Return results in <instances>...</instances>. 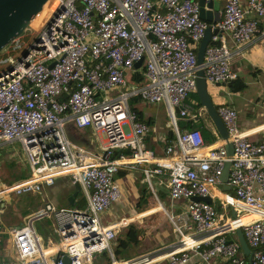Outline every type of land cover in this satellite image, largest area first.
Returning a JSON list of instances; mask_svg holds the SVG:
<instances>
[{
    "label": "built area",
    "instance_id": "1",
    "mask_svg": "<svg viewBox=\"0 0 264 264\" xmlns=\"http://www.w3.org/2000/svg\"><path fill=\"white\" fill-rule=\"evenodd\" d=\"M40 10L32 17L41 13L30 38L28 24L0 48V143L16 141L30 171L14 184H0V195L37 191L65 174L78 183L84 204L54 206L45 199L9 229L13 254L0 264H65L62 254L67 264H93L92 254L101 250L109 264L148 262V253L116 261L111 252L110 242L129 216L107 223L100 218L119 196L113 174L137 165L149 184L151 175H163L169 200L183 201L177 210L164 209L177 234L163 253L164 264H187L191 253L200 262L219 256L222 264H244L238 241L227 236L236 228L250 249L249 264H264V128H239L236 109L218 103L231 143L226 154L224 140L206 145L199 128L178 130L175 124L176 113L202 120L206 114L202 104L183 103L195 89L198 69L212 84L236 76L230 58L258 30L264 0H224L219 18L209 23L199 17L197 0H46ZM207 26L214 32L197 63ZM222 33L237 46H227ZM141 57L143 78L128 80ZM115 87L121 89L108 92ZM132 96L165 103L173 137L162 154L145 146L148 125L129 107ZM66 123L101 132V152L76 150ZM210 131L218 138L213 126ZM225 161L227 190L219 180ZM197 195L211 202L190 199ZM42 218L51 220L57 234L49 247L40 244L33 226Z\"/></svg>",
    "mask_w": 264,
    "mask_h": 264
},
{
    "label": "crops",
    "instance_id": "2",
    "mask_svg": "<svg viewBox=\"0 0 264 264\" xmlns=\"http://www.w3.org/2000/svg\"><path fill=\"white\" fill-rule=\"evenodd\" d=\"M243 2L244 0H240ZM224 0H216L214 3L215 10L217 12V18L220 16L221 8L223 5ZM212 22V21H211ZM264 18L258 20V30L254 32L250 38L245 41L244 43L238 44L237 47L239 53H235L230 58V67L236 73V78L240 79L244 86L239 90H232L230 89L226 83H219V84H212L207 83L205 81V89L210 96L211 102L216 107L218 103L225 102L229 105H232L236 109V121L241 129H254V128H264ZM224 43L229 46H237L235 42H233L229 37L222 33L221 37ZM141 64L136 65V70H141ZM192 91H196L195 89ZM190 99L186 101L184 99L183 103H191L195 104L196 100L192 92H189ZM197 96V95H196ZM186 98V97H185ZM198 98V97H197ZM199 101V100H198ZM200 103V102H199ZM163 105L165 103L163 101H158L156 103H148L141 101L140 105L137 107L138 110V117L145 121L148 125V130L144 135V143L145 146L150 148L154 154L159 155L163 153V148L165 144V136L167 130L170 127V122L168 119L167 112L165 113L163 110ZM166 106V105H165ZM178 116L177 118H179ZM175 118V121L176 119ZM199 126L204 128V132L201 133L203 137V141L206 145H210L214 142H221L224 140L218 133L217 129L215 128L213 122L207 115L205 114L203 120L196 118ZM71 124V123H67ZM176 124V122H175ZM72 127L68 126L70 135L73 138L74 148L76 150L87 151L90 153L98 154L102 150V146L105 144L104 137L100 136L101 132H97L92 130L90 127L82 126L76 127L71 124ZM214 127L217 131L218 138L213 136L210 131L211 127ZM67 127V126H66ZM171 128V127H170ZM200 129V128H199ZM261 133V132H260ZM259 132L253 133L251 135L252 138H258L260 135ZM102 134V133H101ZM103 135V134H102ZM1 147V146H0ZM21 153V152H20ZM22 155V153H21ZM24 160V157L22 155ZM25 162V161H24ZM141 166L137 165L134 167H124L121 166L118 168L113 176L119 186V196L118 198L111 203V205L104 210L100 214L101 221L107 223L111 220H115L118 218L123 217L124 214H121L123 211H127L131 209V211L124 217H130L129 220L123 224L120 229L126 230V226L129 221L135 219L139 224L142 226V233H139L136 237L137 242L131 243L127 245L122 251H120L119 255H122L121 259H115L116 261H121L123 259H128L130 257L148 253L150 254L151 259L144 263V264H164L166 257L163 253L167 252L168 249L173 247L175 244L174 242L177 239V234L173 231L170 222L167 220L164 209L172 208L177 210L181 207L183 203L182 200H169L167 194H163V197L166 198L168 202V206L165 207L161 200L158 198L157 191H164L165 188V178L160 175H152V182L150 184V188L152 189L153 196L156 200V203L152 206H143L138 209L132 208L129 206V201L139 197V193L137 190V183L138 180L135 179L134 174L143 175L141 172ZM64 175V174H63ZM63 181L58 183V179H54L52 187L48 189H44L42 186L37 191H31L36 194V198L31 201H26L23 199L22 202H18L19 206L15 205L14 200L12 199H5L1 201L0 210L4 211L8 208L13 210H18L21 213L19 222L12 224L11 226L14 227L16 225L24 223L29 217H31L40 207L42 202L45 199H48L51 196L52 199H55L56 202L60 203V205H66V197L75 188L71 187L70 185H65L66 178L64 176ZM27 192V191H22ZM21 193V192H19ZM79 193L80 190L76 191V194L72 197V201H75L74 205L79 204L76 202L79 200ZM127 195H133V198H129ZM121 197V200L119 199ZM128 198V200L126 199ZM83 206V205H81ZM160 212L163 215L162 221L158 219L154 220L152 223H147L146 217L151 215L152 213ZM106 215L108 217L106 218ZM49 225L50 231H43L42 233H38L40 238V244L43 247H49L53 243H55V238L53 236L57 234L54 231L53 225L51 224V220L49 218H45ZM135 226L136 224L133 223ZM34 225V224H33ZM10 227L5 228L9 230ZM119 229V230H120ZM36 230V229H35ZM141 230V229H140ZM9 233V232H8ZM228 238H235L237 241V236L234 232L231 234H227ZM10 240V233L8 238ZM47 240V244H43L44 241ZM239 243V242H238ZM115 243V238L113 237L110 242V249L113 254L114 248H112ZM11 245V241H10ZM119 248V246H118ZM122 247L120 246V249ZM13 250L10 252L5 250L4 247L2 248L0 261L4 259H9L12 256ZM238 255L241 257L244 264H249V253H245L244 250L241 249L239 246ZM61 258V255L59 256ZM222 258L219 256L210 257L208 262H200L199 258L196 254L191 253L187 260V264H222Z\"/></svg>",
    "mask_w": 264,
    "mask_h": 264
},
{
    "label": "water",
    "instance_id": "3",
    "mask_svg": "<svg viewBox=\"0 0 264 264\" xmlns=\"http://www.w3.org/2000/svg\"><path fill=\"white\" fill-rule=\"evenodd\" d=\"M46 0H0V48L8 43L13 37L17 36L19 33L27 30V25L29 24L32 17L42 8V5ZM216 0H197L198 3V15L201 19L206 21H214L217 18V12L215 10L214 3ZM214 32V29H210L207 26L202 36L200 37L197 47H196V62L200 63L203 56L204 47L209 39L210 34ZM142 62V57L135 61V65H140ZM195 93L198 97L200 104H202L206 113L213 122L215 128L217 129L219 135L224 139L223 146L225 148L226 154L231 153V143L227 139L226 129L217 114L214 105L211 102L210 96L205 89V80L202 76V71L198 69L195 76ZM175 112L178 108H174ZM71 125V124H68ZM67 126V125H66ZM228 164L229 161H225L220 173L219 180L221 182V188L227 190L229 188L226 183L228 174ZM55 178V177H54ZM54 178L52 182L54 181ZM67 178H69L67 176ZM42 184L44 189L51 187L53 183ZM70 183V186L75 188L69 195H67L66 200L68 204L72 203V197L76 194L79 189L77 182ZM190 199H200L203 201L211 202V198L208 195H197L192 196ZM8 200V199H7ZM1 204V203H0ZM2 205V204H1ZM235 233L239 242V246L245 253H249L250 249L240 231L239 228L235 229ZM61 259L65 264L68 263V258L65 254L61 255Z\"/></svg>",
    "mask_w": 264,
    "mask_h": 264
},
{
    "label": "rangeland",
    "instance_id": "4",
    "mask_svg": "<svg viewBox=\"0 0 264 264\" xmlns=\"http://www.w3.org/2000/svg\"><path fill=\"white\" fill-rule=\"evenodd\" d=\"M40 16H41V13L36 16L34 21L29 22V25H28L29 33H30L29 38L32 36V34L35 33V27L34 26L36 25ZM134 63L132 64V68L136 67V65ZM119 89H121V88L115 87V88L108 90V92L115 93ZM190 96L191 95L188 93L186 95L185 100L189 101ZM140 103H141V100L139 98L135 99L133 106L138 107L140 105ZM163 110L166 113V106L165 105H163ZM166 116H168V115H166ZM175 116L177 118L178 113H176ZM168 119H169V116H168ZM169 121H170V119H169ZM66 125H67V123L65 124V135L68 138V140H70L73 143L74 142L73 138L70 135V132L68 129V126L72 127V125H67V127H66ZM100 136L103 137V135L101 133H100ZM0 146H1L0 147V184H5L6 186H9L11 184L16 183L18 180L23 179L22 177H19V175L23 174L24 178L27 177V175H30L29 168L25 164V162L22 158V155H21L20 150H19V145L16 141H14V142H1ZM60 176H64L66 178L65 185H70L69 178H67V175H65V174L64 175H57V176H55L54 179L57 180L59 178L58 183L63 181V177L60 178ZM134 177L136 180H138L137 190L139 193V197L133 199V201L128 200V198H126L129 201V204H130L129 206H132V208H134V209H138V208H141L143 206L154 205L156 203V200L153 196L152 189L150 188V184L152 182V175L150 176V184L146 181V178L143 175L141 176L140 174H134ZM48 188H50V187H48ZM127 196L131 199L133 198V195H127ZM80 197H81V193H79V198ZM3 198H5V199L10 198V199L14 200L13 202H15V205L19 206V204H17L18 202L19 203L22 202L23 199H25L26 201H31L34 198H36V194L31 192V191L19 193V192L14 191V190H9V191L3 193L2 195H0V203H1V201H3ZM119 199L121 200V197ZM159 199L161 200L162 204L165 207L168 206V202H167L166 198H164L163 196H160ZM48 200L51 203H53L54 206H59L60 203L63 202V201H61L60 203H58L55 201V199H52L51 196L48 197ZM130 211H131V209H129L127 211H123L121 214H124L123 215V217H124ZM20 216H21L20 211H18L16 209L13 210L11 208H8L4 211L0 210V223H1V225L5 226V228L10 227L12 224L17 223V222H19L20 219H22V218H20ZM107 217H108V215H106V218ZM156 219H158L159 221H162V219H163L162 213H160V212L152 213L151 215L146 217L145 221L147 223H152ZM33 224H34L33 225L34 228L36 229V231L38 233L43 234V231H50L49 230L50 225L45 218L35 219L33 221ZM125 226L127 227V225H125ZM53 237L57 241L56 235ZM10 241H11V238L9 241L7 239H4V242H2V244H1L0 255H1V251H2L3 247L5 250H7L9 252L11 250H13V247L10 245ZM43 244L46 245L47 240L44 241Z\"/></svg>",
    "mask_w": 264,
    "mask_h": 264
},
{
    "label": "trees",
    "instance_id": "5",
    "mask_svg": "<svg viewBox=\"0 0 264 264\" xmlns=\"http://www.w3.org/2000/svg\"><path fill=\"white\" fill-rule=\"evenodd\" d=\"M35 18H36V16H35ZM35 18L32 21H34ZM207 22L209 23V21H207ZM142 78H143V76H142L141 70L133 71L128 76V80H130V81H138V80H141ZM226 84L232 90H239L244 86V83L240 79H237L236 77L228 80L226 82ZM192 93H193L195 100H196L195 104H200L198 101V98L196 96L195 91H193ZM135 99H138V97L137 96L130 97L128 100V105L130 108L134 109L136 114L138 115L137 108L135 106H133ZM175 122H176V126H177L178 130L197 128V126L199 124L197 122L196 118H188V117H183V116L177 118ZM198 128H200L201 133L204 132V128L202 126H199ZM172 137H173V131L169 127V129L167 130L166 136H165V140H166L165 143L168 142L170 139H172ZM155 175L163 176L161 174H155ZM23 176H24L23 174L19 175V177L24 178ZM163 194H167V190L157 191L158 198L160 196H163ZM76 202L79 203V204H77V206H81L84 204V198L81 196L79 198V200H77ZM74 204H75L74 200L72 201L71 204H68L66 202V205H74ZM133 223H135L136 226ZM142 229L143 228H142L141 224H139L135 219H133V220L128 222L126 230L125 229L124 230H121V229L118 230V232L114 236L115 243H117V244L112 247V248H114L113 256L115 259H121L122 257H124L122 255H119L120 251H122L125 247H127V245L137 242L136 237L139 233H142ZM8 232H9V230L4 229L0 223V250H1L2 242H4V239L8 238V235H9ZM118 246H119V248H118ZM120 246L122 247L121 249H120ZM92 260H93V264H109L110 263V257H109L108 252L106 250L94 252L92 254Z\"/></svg>",
    "mask_w": 264,
    "mask_h": 264
},
{
    "label": "bare ground",
    "instance_id": "6",
    "mask_svg": "<svg viewBox=\"0 0 264 264\" xmlns=\"http://www.w3.org/2000/svg\"><path fill=\"white\" fill-rule=\"evenodd\" d=\"M34 18H35V17H34ZM34 18H33V19H34ZM33 19H32V20H33ZM32 20H31V21H32ZM247 217H248V215H247V216H245V218H247ZM115 264H117V263H115Z\"/></svg>",
    "mask_w": 264,
    "mask_h": 264
}]
</instances>
